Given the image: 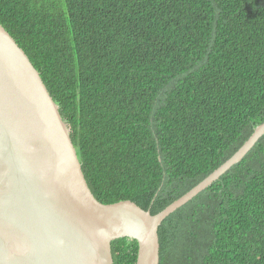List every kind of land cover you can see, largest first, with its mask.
<instances>
[{
	"label": "trees",
	"instance_id": "obj_1",
	"mask_svg": "<svg viewBox=\"0 0 264 264\" xmlns=\"http://www.w3.org/2000/svg\"><path fill=\"white\" fill-rule=\"evenodd\" d=\"M97 200L155 214L264 122V0H0ZM159 264H264V134L167 216ZM138 243L111 242L114 264Z\"/></svg>",
	"mask_w": 264,
	"mask_h": 264
},
{
	"label": "water",
	"instance_id": "obj_2",
	"mask_svg": "<svg viewBox=\"0 0 264 264\" xmlns=\"http://www.w3.org/2000/svg\"><path fill=\"white\" fill-rule=\"evenodd\" d=\"M263 134L264 122L229 159L155 214L131 200L102 203L39 71L0 24V264H114L111 242L124 237L138 243L136 264H159L163 220L238 163Z\"/></svg>",
	"mask_w": 264,
	"mask_h": 264
}]
</instances>
